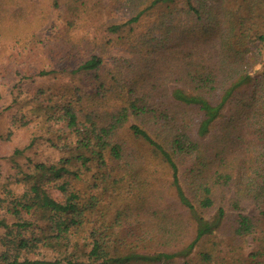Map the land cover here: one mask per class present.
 I'll use <instances>...</instances> for the list:
<instances>
[{"label": "trees", "instance_id": "trees-1", "mask_svg": "<svg viewBox=\"0 0 264 264\" xmlns=\"http://www.w3.org/2000/svg\"><path fill=\"white\" fill-rule=\"evenodd\" d=\"M127 5L131 16L106 29L134 25L125 36L128 57L106 67L101 55L67 47L64 62L38 74H85L88 90L40 89L9 106L18 104L12 125L35 121L40 132L16 155L36 151L39 140L60 156L33 161L27 154L25 169L11 177L19 192L0 190L9 214L0 220V264H193L189 255L203 239L208 246L199 255L207 263L264 264V0ZM190 110L200 115L198 139L185 120ZM213 125L214 144L202 141ZM130 137L149 148L148 159ZM162 168L175 198L168 202L154 187ZM131 193L136 212L122 205ZM240 199L258 213H244ZM225 206L236 212L228 222ZM126 216L142 225L138 233L123 225ZM216 233H227L226 250ZM248 235L257 250L243 262L238 245Z\"/></svg>", "mask_w": 264, "mask_h": 264}, {"label": "rangeland", "instance_id": "rangeland-1", "mask_svg": "<svg viewBox=\"0 0 264 264\" xmlns=\"http://www.w3.org/2000/svg\"><path fill=\"white\" fill-rule=\"evenodd\" d=\"M130 16L131 11L127 0H0V190L13 186L19 192L20 187L12 184L11 177L18 168L25 169L27 154L31 155L33 161L57 159L60 156L59 149L57 150L49 143H41L39 140L34 144L36 151L25 149L20 155L14 153L16 149H23L34 133L39 134L40 132L33 127L35 121L27 127L12 125L13 107H18V104H15L9 109L12 101L22 95L19 99L21 101L24 95H34L40 89L46 90L48 94L57 89L78 84L88 90L84 86L86 82H83L85 74L72 75L56 71L47 75H39L38 71L51 69L58 63L64 62L67 47L70 46H77L85 54L93 52L101 55L106 67L112 66L114 58L128 57L125 36L132 35L129 29L134 25H124L118 33L114 34L109 33L106 27L110 24L123 23ZM143 23L136 26L135 31H141ZM107 38L112 39V43H106ZM203 38L202 36L197 40L201 42ZM190 44L194 48L197 47L191 42ZM201 48L205 47L201 46ZM262 51L260 58L264 57V47ZM138 61L140 58H137V63ZM133 69L131 75L137 78L142 70L138 65ZM257 69L261 70L260 66ZM24 74L28 77L19 82ZM108 104L112 102L109 101ZM21 110H26V106ZM199 119L200 115L194 110L186 111L185 120L194 138H197L195 128ZM210 139L214 144V125L202 141L211 143ZM130 140L132 147L141 149L143 158L148 159L151 154L149 148L132 137ZM156 175L157 182L160 184L154 187H160L163 190L165 196L162 197L165 200H170V197L175 199L173 191L168 186L170 181L168 170L162 168ZM132 194L125 195L122 205L128 209L130 207L131 212H136L137 209L134 207L136 198ZM1 198L2 194H0ZM239 206L248 215L258 213L252 201L248 199H240ZM225 208L227 214L225 221L228 222L236 212L232 207L225 206ZM140 213L143 214L142 211ZM213 213L214 211L211 210L206 216L210 217ZM6 215L9 214H6L5 208L0 206V220L3 217L8 219ZM123 218V225L134 228V233H138L142 225L138 226L137 219L131 216ZM4 236V228L0 225V240ZM215 236L216 240L225 241L219 245V248H222V251L226 250L229 242L227 233H216ZM253 236L248 235L239 242L238 254L242 256L243 262L249 260L250 252L257 250V241ZM210 239L214 240V236ZM207 246L205 239L195 246L189 255L191 259L193 258V264H210L202 260L199 255V252ZM2 249L0 242V251ZM224 254L230 258L229 253ZM182 260L183 258H176L175 262L179 264Z\"/></svg>", "mask_w": 264, "mask_h": 264}]
</instances>
